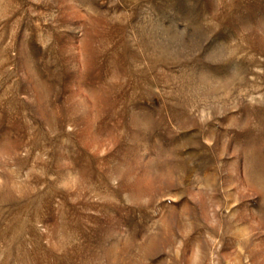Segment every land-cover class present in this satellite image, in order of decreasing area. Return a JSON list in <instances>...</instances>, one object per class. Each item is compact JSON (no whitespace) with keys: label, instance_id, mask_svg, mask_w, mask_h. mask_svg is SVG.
<instances>
[{"label":"rangeland","instance_id":"374dc122","mask_svg":"<svg viewBox=\"0 0 264 264\" xmlns=\"http://www.w3.org/2000/svg\"><path fill=\"white\" fill-rule=\"evenodd\" d=\"M0 264H264V0H0Z\"/></svg>","mask_w":264,"mask_h":264}]
</instances>
